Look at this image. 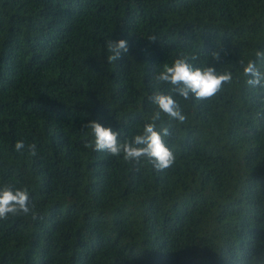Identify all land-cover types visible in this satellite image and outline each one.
I'll use <instances>...</instances> for the list:
<instances>
[{"label":"trees","instance_id":"trees-1","mask_svg":"<svg viewBox=\"0 0 264 264\" xmlns=\"http://www.w3.org/2000/svg\"><path fill=\"white\" fill-rule=\"evenodd\" d=\"M108 38L129 53L109 62ZM258 51L264 0H0V188H27L36 216L0 219V264L264 256V87L244 73L264 72ZM181 55L232 79L211 98L173 94L186 121L162 114L156 128L175 163L93 150L90 121L122 143L142 133L153 94L170 92L155 76Z\"/></svg>","mask_w":264,"mask_h":264},{"label":"clouds","instance_id":"clouds-1","mask_svg":"<svg viewBox=\"0 0 264 264\" xmlns=\"http://www.w3.org/2000/svg\"><path fill=\"white\" fill-rule=\"evenodd\" d=\"M149 42H155L156 37H150ZM105 47L111 53L107 57L109 62L120 60L124 55L129 53V43L126 39H106ZM212 59L219 62L220 53L213 51ZM257 57H264V52L258 51ZM197 56L181 55L175 59L171 66H164V69L157 73L155 80L159 84L170 85V92H155L152 96V102L156 106L151 122L144 125L141 134L134 136L131 142H121L118 137L119 133L112 127L103 126L99 122L93 120L87 123L94 134L95 151H107L111 155L119 156L123 153V158L128 161H136L139 163L141 158H147L149 163L156 170H164L171 167L176 160L174 153L166 146L163 137L170 135L169 128L162 127L160 130L156 128V122L162 119V114L169 119H175L180 123L186 121L181 105L174 98L173 94H178L185 100L195 97L197 100L211 98L222 90V86L232 79L230 72L218 73L214 66L195 67L192 61ZM245 75L250 79L248 84L253 86L264 87V72L257 68L254 61H249L244 67ZM29 151L35 155L36 145L27 146ZM25 148L24 141H17L15 150L21 151ZM33 205L30 203V196L27 188H13L12 186H4L0 188V219H7L9 215L28 214L32 212L33 218H36L33 212ZM247 264H264V256H254L244 258Z\"/></svg>","mask_w":264,"mask_h":264}]
</instances>
